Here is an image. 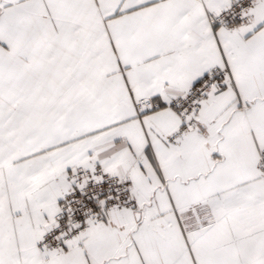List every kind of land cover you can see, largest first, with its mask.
<instances>
[{"label":"snow or ice","instance_id":"obj_1","mask_svg":"<svg viewBox=\"0 0 264 264\" xmlns=\"http://www.w3.org/2000/svg\"><path fill=\"white\" fill-rule=\"evenodd\" d=\"M0 264H264V0H0Z\"/></svg>","mask_w":264,"mask_h":264}]
</instances>
